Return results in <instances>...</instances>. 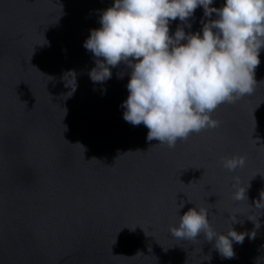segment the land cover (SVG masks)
Returning a JSON list of instances; mask_svg holds the SVG:
<instances>
[{"label":"water","instance_id":"1","mask_svg":"<svg viewBox=\"0 0 264 264\" xmlns=\"http://www.w3.org/2000/svg\"><path fill=\"white\" fill-rule=\"evenodd\" d=\"M112 5L0 0V264H264V209L254 204L264 192V49L255 92L219 106L212 118L220 127L169 149L123 119L131 68L90 79L103 58L83 44ZM216 18L198 7L190 28L177 19L169 35L177 27L202 35ZM232 156L245 166L223 168ZM233 177L247 200L233 199ZM192 207L208 209L219 234L234 215L242 223L232 229L255 238L233 242L235 257L225 259L202 235L172 237L170 226Z\"/></svg>","mask_w":264,"mask_h":264},{"label":"clouds","instance_id":"2","mask_svg":"<svg viewBox=\"0 0 264 264\" xmlns=\"http://www.w3.org/2000/svg\"><path fill=\"white\" fill-rule=\"evenodd\" d=\"M212 4L213 0H113L100 15V28L91 30L83 44L94 57L103 58L89 72L94 83L110 79V68L121 63L131 68L129 94L121 105L126 109L123 119L132 126L143 124L147 141L174 149L178 140L220 127L221 122L212 118L219 106L255 92V70L264 49V0H225L221 8ZM198 7L205 17L213 13L217 17L203 23L202 35L186 34L181 27L169 35L171 21L179 19L190 28L187 21ZM221 165L232 172L245 166V157H223ZM233 180V199L247 200V187L238 186V177ZM254 204L264 209V192ZM183 207L180 203L177 211ZM208 216L204 207L189 208L177 226H170V234L182 241H196L202 235L205 241H214V249L225 259L235 257L233 242L255 238V231L232 229L242 223L234 215H229L226 234L217 233ZM253 224L260 227L257 218Z\"/></svg>","mask_w":264,"mask_h":264}]
</instances>
